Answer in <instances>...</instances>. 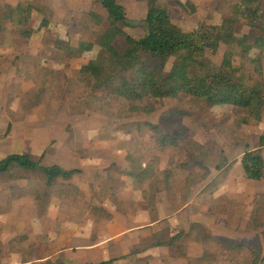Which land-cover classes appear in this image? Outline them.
<instances>
[{"label":"rangeland","instance_id":"rangeland-1","mask_svg":"<svg viewBox=\"0 0 264 264\" xmlns=\"http://www.w3.org/2000/svg\"><path fill=\"white\" fill-rule=\"evenodd\" d=\"M119 1L134 22V26L126 30L135 37L143 36L147 2ZM159 1L168 6L172 20L186 31L196 29L201 22L220 23L232 2ZM177 1H182L185 7ZM27 2L45 6L50 24L48 28L40 27L45 15L34 12L32 25L35 30L30 38L20 36L10 24L7 30H0V158L13 152L29 151L40 155L46 151L45 164L89 166L87 173L70 180L72 184L59 182L49 191L43 179L35 174L19 179V169L11 176L0 177V211H5L6 216L19 214L21 218L33 211L37 218L43 219L39 222L40 236H46L40 237L38 244L34 242L29 249H47L48 239L53 242L58 238L67 239L76 246L115 234L121 226L111 225V214L105 210L113 204L129 213L123 220L118 218V223H123L126 228L145 223L146 216L138 217L144 206L141 190H138L141 185L127 184L117 174V167L121 168L119 163L128 164L129 152L139 163L147 160L175 172L165 201L160 196V202L168 204L167 209L181 208L196 196L194 202L183 209L185 215H194L179 228L190 233L183 232L182 238L174 244L172 254L175 258L165 264H178L179 256L188 251L192 256L184 259L185 263L199 264L198 258L205 249L211 254L208 253L200 264H232L230 258L234 253L240 258H234V263L248 264V251L236 253L232 250L228 255L226 245L242 239H250L255 244L264 231V227L254 228L250 223L255 203L260 196L264 197V179L247 178L240 163L246 150L260 145L264 117L257 124H239L236 108L210 106L203 100L185 95L180 100L156 99L157 109L153 113L126 117L127 101L114 95L95 94L91 82L77 75L82 65L98 56L100 46L96 45L79 58H71L53 46L58 37L70 41L73 46H78L81 39L94 40L98 28L90 13L107 15L99 0H0V7ZM224 51L222 45L217 55L209 54L208 58L219 64ZM173 61L174 58L169 60L167 69ZM175 110L186 114L171 116ZM146 122L158 124L159 129H150ZM177 122H181L190 134L182 138L184 143L191 137L192 142L185 146L186 149L160 143L165 133H176L171 126ZM90 156L92 162L86 163L85 158ZM188 173L194 183L187 180ZM111 177L120 180L113 189L114 195L118 196L115 203L107 199L108 196L113 200V196L107 193L108 185L103 181ZM19 188H23L22 192ZM30 190L40 193L38 206L32 198L25 197L31 196L29 194L16 199L17 194ZM48 193H53L52 198L47 197ZM94 205L96 210H93ZM52 209L56 210V215H50ZM161 224L156 229L167 234L169 223L165 220ZM77 230L85 236L79 238ZM205 233L216 239L204 241ZM155 236L153 230L145 228L103 244L106 252L102 248L86 250V259L98 262L105 256L126 252L132 245L135 248L146 246L157 239ZM28 239V235H22L14 240L18 243L12 245L20 246ZM133 258L131 264L144 261L137 258L134 263Z\"/></svg>","mask_w":264,"mask_h":264},{"label":"trees","instance_id":"trees-1","mask_svg":"<svg viewBox=\"0 0 264 264\" xmlns=\"http://www.w3.org/2000/svg\"><path fill=\"white\" fill-rule=\"evenodd\" d=\"M144 1L148 8L144 17L146 32L141 37H135L126 30L133 27L134 22L129 18L125 5L119 0H99L107 15L94 11L90 13L98 28L96 38L81 39L78 46H73L70 41L58 37L53 46L62 49L71 58H79L96 45L100 46L98 56L82 65L77 75L91 82L95 94L114 95L127 101L124 107L126 117L153 113L157 109L154 103L156 99L180 100L185 95L203 100L210 106L226 105L236 108L239 124L261 122L264 117V0H232L228 14L220 23L201 22L192 31L182 29L172 20L166 4L159 0ZM177 3L185 7L182 1ZM46 10L45 6L34 2L5 4L0 7V30H7V25L10 24L20 36L30 38L35 30L32 25L34 12L45 15L40 27H49ZM222 45L225 46V51L220 63L215 64L208 55H217ZM172 58L173 64L167 69ZM183 114L186 113L175 110L170 115ZM146 124L150 129H159L158 124ZM171 127L176 133H165L160 143L175 147L179 145L186 149L185 146L192 142L190 137L187 142L182 143L183 137L190 136L187 129L181 122L174 123ZM259 142L257 148L246 150L241 158L246 177L256 181L264 179V134L260 136ZM45 155L46 151L40 155L29 151L7 154L0 158V177L11 176L15 169H19V179L35 174L43 179L49 191L59 182L72 184L70 180L73 176L82 172L78 167L45 164ZM127 157L130 158L129 166L125 169L117 167V174L132 177L139 186L148 181V188L142 191L143 197L146 208L149 206L155 211L156 195L161 190L170 189L173 170H160L159 165L147 160L139 163L129 152ZM189 178L190 175L187 180ZM189 180L194 183L193 178ZM103 181L108 185L107 193L113 196V200L108 196L107 199L115 203L118 196L114 195L113 189L120 180L111 177ZM19 189L22 192L23 188ZM26 194L33 196L36 205L41 202L37 190L17 194L16 199ZM52 196L53 193H48L47 197ZM260 197L250 219L254 228L264 227V197ZM93 210H96L95 205ZM105 210L110 215L106 208ZM183 235L181 231L168 239L153 240L148 246L167 245L174 248L175 242ZM203 237L204 241L216 239L209 233H205ZM226 249L229 250L228 255L232 250H236V253L246 250L250 253L248 264H264V231L255 244L250 239H242L227 244ZM208 253L210 256L211 253L205 249L204 254L198 258L199 264L207 258ZM234 258L240 259L235 253L232 254V264H239L234 263ZM113 261L114 259H109L84 264H112ZM30 264L73 263L48 260Z\"/></svg>","mask_w":264,"mask_h":264},{"label":"crops","instance_id":"crops-1","mask_svg":"<svg viewBox=\"0 0 264 264\" xmlns=\"http://www.w3.org/2000/svg\"><path fill=\"white\" fill-rule=\"evenodd\" d=\"M91 158L92 156H90L89 158H85L86 163L92 162L90 161ZM240 163H241V159H240ZM93 164H97V163H93ZM119 165H121L122 169H125L129 166V164H126L124 166L120 163ZM107 167H105V169ZM65 168H73V167H65ZM78 168H81L82 172L75 174L73 178L76 177V175H81L89 171L88 170L89 166L87 164L86 166H82ZM159 169L164 170V169H170V168H164L159 165ZM173 173H174V176L172 179V185H173V180L175 177V172ZM122 179H123V182L126 181L127 184L128 183L134 184V180L132 177L122 176ZM193 186L195 185L193 184ZM147 188H148V181L143 182V184L141 185V188L138 189V190H141V201L144 204V206L140 209L142 210V212L138 215V217L146 216L147 221L145 223L132 226V227L127 226L128 228H126L125 225H122L123 223L121 224L118 223V220H120L118 218H121V220H123L124 218H126L125 215H129V213H125L124 212L125 209L124 210L119 209V207L116 206L117 204L115 205L111 203L113 204V206H111L110 209L108 210L109 213L111 214L110 224L111 225L113 224L115 226L119 224L121 226V230H118L115 234H111L107 238L95 240L89 244L78 243V245L75 246V244H71V242H68L67 239L64 241L58 238L57 241L55 242H53V240L49 241L48 239L47 249L41 250V249L35 248V249L30 250L29 247H33L34 242L37 243L39 241L38 239H41L43 236H46V235L40 236L42 229L39 228V222L40 221L43 222V219L37 218V216H35L33 211L29 213V216H28V213H26V215L23 218H21L19 214H13V215L6 216V214H4L5 211H0V264H30V263H41V262L48 261V260L53 261V262L62 260V261L70 262L73 264H84V263H99L101 261L109 260V259H114L112 264H131L130 262L133 257H134L133 258L134 263H135V260H137V258L138 259L142 258L144 260L142 264H165L167 263L171 259L175 258L174 255L172 254V251L175 248L173 247L171 248L170 246H167V245H159V246L146 245V246H142L138 248H135L132 245L128 251L123 252L116 256H112V257L105 256V258H102L98 262L86 259V256H87L86 250H89L90 248H95V249L102 248L104 250L103 244L111 243L113 240L117 238L120 239L123 236H127V234H133L134 232H140L141 230L145 228L150 231L153 230V234L154 235L156 234L154 238H157V239H168L171 236L181 231L184 232V234L186 235L190 233L189 230H185L184 228L179 230V228L186 225L189 218L194 215V213L192 215L190 214L191 216L185 215V211H183V209L191 205L194 202V199L196 196L191 198V200H189V202L186 203L183 207L177 208L176 210H172L171 207L167 209L168 204H165V202L163 203L160 202L161 201L160 196L162 195V200L164 199L163 201H165L166 199L165 193L166 191H168L165 189L161 190L156 195V198H155L156 210L154 211L149 206L146 208L145 198L143 197L142 191ZM25 197L32 198L33 203H34L35 200L32 196H25ZM53 213L56 215L55 209L51 210L50 215L52 216ZM165 220H167V222L169 223V227L167 228H170V231H167V234H163L162 232L159 233L160 230L158 231L156 228L161 223H163V221ZM194 220H191V221H194ZM65 230L69 231L68 228H65ZM47 233H49V230ZM76 234L78 235L79 238H81V235L85 236L81 234L80 231L78 230ZM22 235H28L29 239L25 240V242H22L20 246L12 245L14 243H18V242H15L14 240L18 239ZM104 251L106 252V250ZM190 256L192 255L189 251L187 254L179 256L178 260L180 262H178V264H187L185 263L184 259L187 260Z\"/></svg>","mask_w":264,"mask_h":264}]
</instances>
